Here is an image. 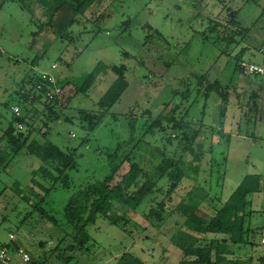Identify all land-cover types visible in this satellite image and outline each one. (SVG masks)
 Returning a JSON list of instances; mask_svg holds the SVG:
<instances>
[{
	"label": "rangeland",
	"instance_id": "1",
	"mask_svg": "<svg viewBox=\"0 0 264 264\" xmlns=\"http://www.w3.org/2000/svg\"><path fill=\"white\" fill-rule=\"evenodd\" d=\"M30 3V11L21 9L17 2L5 3L0 9V157L7 152L9 156L13 154L3 133L12 120L15 105L29 124L23 128L16 125L24 135L32 130L33 135L39 136L46 130L43 120L48 113L42 103L25 106L18 91L27 76L50 71V66L56 64L53 74L71 82L66 86L68 96L58 101L62 108L59 113L73 120L52 122L46 140L64 150L76 148L77 154V168L69 172L73 181L70 189L56 188L46 198L44 207L58 221L74 191L109 173L107 153L129 141L132 123L133 138L143 137L144 141L132 153L134 162L149 169V154L154 147L165 157H179L182 149L171 136L170 128L158 132L166 126L163 121L153 135H143L148 122L159 113L166 121L183 114L173 111L180 102L174 92L185 89L179 81L204 73L209 82L219 81L227 102L214 93L207 100L203 95L192 94L181 106V110L191 106L184 121L199 127L201 134L191 156L182 152L186 156V178L166 202L168 216L164 222L159 224L144 217L152 199L157 197L148 196L136 210L124 213L127 224L122 221L120 226L125 230L102 218L89 226L91 245L87 250L68 251V263L57 258L64 248L56 244L62 237L59 230L28 216L33 199L27 202L24 198L29 199L27 187L40 161L24 153L10 162L4 157L0 163V249L4 244L9 246V264H115L125 252L143 264H178L182 252L171 237L178 234L189 242L200 237L183 229L184 217L177 212L178 205L196 203L195 215L209 221L245 175L257 174L261 177L260 191L249 197L254 211L250 220L255 231L250 237L254 247L237 252L242 261L251 256L256 264V259L264 255L260 243L264 237V126L256 124L255 118L257 110L264 117V108L251 105L240 92L245 87L242 81H256V77L234 68L235 56L243 48L248 50L242 60L264 65V54L258 52L264 44V0H100L87 10L80 23L69 29L75 36L73 42L60 41L45 32L35 34L46 16L34 0ZM215 23L219 26L213 28ZM148 26L158 31L162 39L150 41ZM100 62L124 65L129 86L105 114L101 125L87 133L80 126L77 113L95 109V102L115 76L111 72L99 76L85 94L77 92L76 85ZM238 87L239 91H235ZM164 103L169 104L164 107ZM199 150L203 156L197 159ZM166 183L161 180L159 185L166 189ZM156 199L160 201V197ZM209 237L212 236H206ZM13 244L29 254L30 262L21 261Z\"/></svg>",
	"mask_w": 264,
	"mask_h": 264
},
{
	"label": "trees",
	"instance_id": "2",
	"mask_svg": "<svg viewBox=\"0 0 264 264\" xmlns=\"http://www.w3.org/2000/svg\"><path fill=\"white\" fill-rule=\"evenodd\" d=\"M96 1L100 0H34L43 11V15L46 16V21L39 25L35 34L45 32L60 41L73 42L75 36L69 29L84 19L85 13ZM8 2H17L21 9L30 11V0H0V9ZM78 17H80L79 20ZM218 26L219 24L215 23L213 28ZM147 28L151 32L148 35L150 41L154 38L162 39V35L158 31L149 26ZM229 40L231 41L230 38ZM240 55L241 51L235 56L234 70L242 74L243 71L239 68V62L242 60ZM123 56L128 58L129 54L123 53ZM126 71V67L122 64L106 65L100 62L76 85L77 92L85 94L94 86L99 76L108 72L115 76L107 90L95 102V109L80 110L77 113L79 124L87 133L101 125L105 114L119 102L127 90L129 84L126 79ZM54 75L57 85L63 91L61 99L66 98L68 96L66 86L70 81L59 79L58 74ZM179 83L183 84L185 89L179 93L178 91L174 92L180 97V102L175 104L176 107L173 111L183 114L171 116L166 121L161 118V113H159L156 118L148 122V127L143 135H153L157 128H161L160 121H163L166 126H162L158 132L170 128L173 132L171 136L176 138L182 152H187V156H191L193 145L197 137L200 136L201 129L192 127L184 121L191 106L188 105L183 110H181V106L186 105L192 94L203 95L205 100L210 97L211 93L216 94L217 98L219 97L221 100L224 99V102H227V98L219 81L209 82L204 73L190 75ZM46 89H48V85L40 79L38 73L27 76L22 82L18 91L19 99L25 106L42 103L48 113L43 120L46 130L39 136L33 135L34 131L32 130L24 135L16 128V125L19 124L23 128L29 127V124L24 116L20 113L16 115L12 111V120L3 133V139L13 154L9 156L8 152L3 153L4 156L0 157V163L3 164L4 157H8V162H10L20 153L40 161L41 164L38 169L32 172L30 186L27 187L29 199L24 198V201L30 202L33 199L28 216L46 221L51 227L58 229L62 235L56 244L57 246L64 245V248L57 258L68 263L71 258L67 254L68 251L87 250L91 245V236L87 228L94 225L99 218L106 219L109 224L125 230L123 226H120V222L126 218L124 213L136 210L146 197L153 194L157 195L156 198L160 197V201H157L156 198L152 199L150 208L144 217L147 221L163 223L168 216L166 202L170 200L181 181L186 178L184 170L186 156L181 152L177 159L165 157L163 153H158L154 147L149 154V169L145 167L146 165L134 162L132 153L144 141L143 137L133 138L135 129L133 123L129 125L131 134L129 141L117 145L112 152L107 153L110 165L109 173L103 179L89 182L74 191L62 208L61 221L50 215L44 207L46 198L56 188L70 189L73 181L69 172L77 168V154L76 148L64 150L46 140L52 122L58 120L72 122L73 120L71 117L59 113V110L62 109L60 107L61 99L49 100L45 94ZM195 96L194 99L192 98L193 100H195ZM168 104L164 103L163 106L167 107ZM254 105L256 106L255 102ZM202 156L203 152L199 150L195 157L199 159ZM124 165H127L126 171L118 178ZM161 180L168 181L166 189H164L165 185L163 187L159 185ZM260 182L261 177L257 174L245 175L209 221L195 215L196 203L189 202L186 205L180 203L177 212L184 217L183 229L200 237L192 242L181 240L178 234L171 237L174 246L182 252V259L178 264H253V257L248 256L246 260L242 261L237 252L244 248L254 247L250 238L255 234L250 225L254 211L251 210L249 197L260 191ZM35 188L40 192H37ZM123 222L127 224V221ZM207 235L212 237L206 238ZM18 247L13 244L14 251ZM8 248L9 246L4 244L1 249L9 250ZM256 262V264H264V255L258 257ZM115 264L143 263L138 257L125 252Z\"/></svg>",
	"mask_w": 264,
	"mask_h": 264
},
{
	"label": "built area",
	"instance_id": "3",
	"mask_svg": "<svg viewBox=\"0 0 264 264\" xmlns=\"http://www.w3.org/2000/svg\"><path fill=\"white\" fill-rule=\"evenodd\" d=\"M239 68L243 71V73L257 77L261 80L262 87L264 88V65H258L254 63H249L247 61L241 60L239 62ZM57 70V66L52 64L50 66V71H41L38 72V76L40 79L48 85V89H46L45 94L49 100H60L63 94V91L60 86L57 85V79L53 74L54 71ZM39 88V87H38ZM12 111L18 115L19 108L14 106ZM19 125V124H18ZM20 126V125H19ZM21 127V126H20ZM10 241L13 242L12 235H9ZM261 245L264 247V237L260 240ZM9 250L0 249V264H9L11 261V255L9 254ZM15 254L21 259L22 262L27 263L30 261L29 254L21 247H18L15 250Z\"/></svg>",
	"mask_w": 264,
	"mask_h": 264
},
{
	"label": "crops",
	"instance_id": "4",
	"mask_svg": "<svg viewBox=\"0 0 264 264\" xmlns=\"http://www.w3.org/2000/svg\"><path fill=\"white\" fill-rule=\"evenodd\" d=\"M247 50L248 48H245V49L243 48L241 50V55H240L241 59H243V55L247 53L245 52ZM258 52L260 54H264V44L262 46H259ZM242 83L245 84V87H243L240 90V92H242L243 99L246 98L247 102L249 100V103H251V105L254 104L255 102L257 108H259L260 110L264 108L263 106L264 105L263 104L264 103V88L262 87L261 80L256 77V81L246 80V81H242ZM235 91H239V87ZM249 103H248V107H249ZM257 112H259V110L256 111L257 118H255V123L262 124V126H264V117L260 114H257ZM238 135H241V134L239 133Z\"/></svg>",
	"mask_w": 264,
	"mask_h": 264
}]
</instances>
